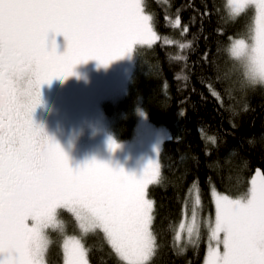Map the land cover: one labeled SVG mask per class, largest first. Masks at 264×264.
I'll use <instances>...</instances> for the list:
<instances>
[{
	"label": "snow or ice",
	"instance_id": "1",
	"mask_svg": "<svg viewBox=\"0 0 264 264\" xmlns=\"http://www.w3.org/2000/svg\"><path fill=\"white\" fill-rule=\"evenodd\" d=\"M229 3L232 15L256 6L252 44L238 40L231 51L246 58L251 79L264 80V0ZM150 19L140 0H0V264H43L44 229L58 226L56 210L63 207L75 214L82 232L101 229L127 264H147L152 256V204L144 189L158 172L147 168L136 179L95 161L73 169L32 119L41 85L73 75L79 63L107 65L134 44L155 39ZM50 32L67 41L63 54L56 53L55 41L49 50ZM21 64L30 66L22 77L27 87L13 80ZM257 175L247 198H217L211 226L216 246H209L205 264H264V176ZM195 231L193 209L189 237ZM64 256L65 264H88L87 250L74 237L65 240Z\"/></svg>",
	"mask_w": 264,
	"mask_h": 264
},
{
	"label": "trees",
	"instance_id": "2",
	"mask_svg": "<svg viewBox=\"0 0 264 264\" xmlns=\"http://www.w3.org/2000/svg\"><path fill=\"white\" fill-rule=\"evenodd\" d=\"M142 7L156 39L135 47L122 102L129 121L139 102L170 133L147 187L155 241L147 264H202L215 218L210 189L243 195L257 169L264 176V86L230 53L231 38H249L253 11L232 15L228 0H142ZM193 209L189 237L184 221L192 223ZM83 244L90 264H127L97 230ZM50 247L48 264H62L61 240Z\"/></svg>",
	"mask_w": 264,
	"mask_h": 264
},
{
	"label": "rangeland",
	"instance_id": "3",
	"mask_svg": "<svg viewBox=\"0 0 264 264\" xmlns=\"http://www.w3.org/2000/svg\"><path fill=\"white\" fill-rule=\"evenodd\" d=\"M140 3L142 6V0H140ZM228 5L231 12L229 0ZM248 7H251L253 11L251 32L248 39L231 38L230 53L232 56L231 48L236 41L243 40L246 45H251L253 42V35L255 34L257 24V12L255 5H248L246 8ZM144 14L150 17L148 13L144 12ZM155 39L147 43L134 44L125 56L115 59L107 65L100 63L96 59L79 63L74 67L73 75L64 80L53 78L51 82L41 85V103L32 113L33 123L40 129L43 128V131L48 134L47 137H50L52 140L53 136L49 134L47 129H50L60 121V125L67 130L68 140L72 141L77 148L74 156L82 167L95 161L97 163L108 164L107 166L109 167L115 164L116 171L122 170L126 175L133 176L136 179H140L147 168L149 170L155 169L159 175V154L163 142L170 135L169 130L150 122L144 110L138 104L139 102H136L134 109L129 112L132 120L129 121V117L126 116V109L129 104L122 102V96L128 89L129 79L134 69L135 47L137 45L150 46ZM53 41H55L56 53L63 54L67 49V41L64 36L62 35L58 39L46 42L49 50L52 48ZM233 57L241 64L245 76L253 82L254 80L248 75L246 58ZM255 81V83L264 86V83H260L259 79H255ZM23 82L27 87L28 81L21 78L22 86ZM37 120L43 121L45 128L44 125L40 127L36 124L35 121ZM129 130L131 132L129 138L118 140L123 139L122 137ZM17 147H19L18 144ZM258 173L262 175L258 169L252 174L247 191L243 195L233 196L219 192L214 188L210 189V195L215 208L213 226L216 219L217 198L223 196H227L232 200L247 198L249 189L252 187V180L254 178L259 180ZM156 179L148 183L144 189L145 199L151 201L152 209L153 202L147 196V187L151 183H154ZM27 223L31 226L32 221L29 220ZM56 224L58 226L50 225L44 229V233L48 239V247L44 253L43 264H48L47 260L54 253V248L50 247V245L55 240H61L62 264H65L64 242L66 239L74 237L84 246L83 240L85 239V235L97 230L109 243L105 233L99 228L87 233L82 232L79 221L68 207L56 210ZM151 224L150 231L152 233ZM189 224H191L190 220L185 219V229ZM222 237L223 234L221 233L220 238L222 239ZM210 245L216 246V241L211 239V234L207 240L202 264H205ZM219 251L223 252L222 244L219 245ZM88 264H90L89 260Z\"/></svg>",
	"mask_w": 264,
	"mask_h": 264
},
{
	"label": "flooded vegetation",
	"instance_id": "4",
	"mask_svg": "<svg viewBox=\"0 0 264 264\" xmlns=\"http://www.w3.org/2000/svg\"><path fill=\"white\" fill-rule=\"evenodd\" d=\"M61 36L62 35H57L55 33H51L50 32L48 34V37H47V42L48 41H51V40L58 39ZM29 69H30V66L27 65V64H21V65H19L18 68H17V70H16V76L13 77L14 82L16 81L17 78H20V84H21V78L23 77V74L24 73H27L29 71ZM22 87H26V85L24 84V82H23V86ZM63 122H65V121H63ZM35 123L38 124L40 127L42 125H44V122L43 121L40 122V120L35 121ZM7 126H8V121L5 119V121H4L5 130H7ZM44 128H45V125H44ZM41 129H42V131L44 130L43 128H41ZM47 130L49 131V134H51V136H53L52 141H54L55 143H57L61 147V149L65 152V154L67 155L68 160H69L70 167H72L73 169L81 168L82 167L81 164L76 161L77 159L74 156V152H76L77 148L72 143V141L68 140L67 130H65L60 125V121L57 122L56 124H54V126H52L50 129H47ZM13 131H15V129H13ZM43 133L46 136L48 135L44 131H43ZM112 167L116 171L117 168H116L115 164H113ZM112 167H110V168H112Z\"/></svg>",
	"mask_w": 264,
	"mask_h": 264
},
{
	"label": "clouds",
	"instance_id": "5",
	"mask_svg": "<svg viewBox=\"0 0 264 264\" xmlns=\"http://www.w3.org/2000/svg\"><path fill=\"white\" fill-rule=\"evenodd\" d=\"M254 83L256 82L255 80L253 81ZM260 83H264V80H259Z\"/></svg>",
	"mask_w": 264,
	"mask_h": 264
}]
</instances>
